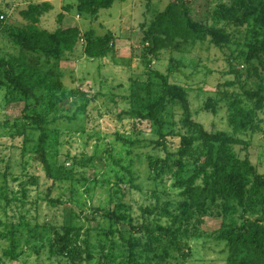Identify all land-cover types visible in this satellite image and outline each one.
Listing matches in <instances>:
<instances>
[{
  "label": "trees",
  "instance_id": "obj_1",
  "mask_svg": "<svg viewBox=\"0 0 264 264\" xmlns=\"http://www.w3.org/2000/svg\"><path fill=\"white\" fill-rule=\"evenodd\" d=\"M114 1L77 0L76 7L79 13L97 17L100 9L109 8ZM50 8L51 4L43 0L31 3L27 10L21 11L29 23L21 27L14 40L15 45L20 46L16 57L13 60L0 58V76L1 83L11 87L23 99L22 115L31 117L36 125L38 138L32 150L35 161L52 180L44 199L54 207L59 203L58 199L50 196L54 181L68 178L71 174L67 168H53L45 150L47 131L59 117L48 114V111L57 112L58 103L69 95L61 80L59 63L66 52L75 51L80 39L86 40L83 51L90 59L105 57L113 52V48L104 44L92 29L81 32L78 26H69L49 31L37 27L41 15ZM194 10L191 0H169L154 14L147 27L141 24L143 40L150 41V48L165 49L171 54L204 43L229 51L228 72L234 76L224 86L239 85L240 91L230 94L227 90H218L214 93L218 99L208 96L200 109L216 113L220 98L227 99V119L232 131L209 129L196 121L190 107L189 88L170 81L155 69L149 74L156 76L157 81L149 75L144 83L124 95L129 103L139 100L137 108L134 105L124 107L114 115V141L109 144L111 147L105 148L106 155L91 156L84 162L86 166L99 164L108 169L107 173L113 172L112 177L116 180L111 183V196L119 198L113 208L108 200L104 205L94 206L92 218L102 216L105 222L101 228L109 234L118 231L128 250L127 259L104 250L99 255L98 264H163L171 249L187 255L182 240L199 237V224L211 216L214 209L222 214L215 239L224 243V264H264V172L253 163L246 148L248 143L240 136L249 130H262L263 119L259 113H264V0H209L204 13H194ZM2 17L0 7V29L4 26ZM109 37L110 34L106 33L105 38ZM29 54L43 58L46 68L31 61ZM170 58L167 70L179 69L181 63L172 56ZM232 61L246 66L247 78H243V73ZM36 91L43 93L40 96L47 111L31 116L28 114L32 108L28 99H37ZM78 93L85 94L80 88L72 90V95ZM110 99L117 104L115 98ZM245 101L251 105H245ZM83 108L84 104L72 116L65 118L75 119ZM171 110H175L178 117L173 122L176 128L170 129L166 115ZM135 119L138 123L146 121L155 127L150 136L136 127ZM143 147L151 149L140 151L139 148ZM141 157L147 163L146 176L157 200L155 205L144 211L152 214L161 209L162 215L170 219L166 226L132 225L127 214L122 212L126 206L119 196L120 184L141 187L137 182L139 172L134 168L137 162H141ZM79 163L75 159L73 166L84 167ZM8 167L5 166V173H8ZM29 179L37 183V178ZM105 184L109 183L102 180L101 186ZM89 189L87 187V191ZM165 192L177 198L174 211L169 209V204L159 205L160 194ZM20 216L18 223L1 224L0 239L6 240L7 245L0 259L16 260L23 254L22 249L18 251V237L21 229L29 223L23 214ZM76 218L77 214L70 211L64 224L51 225V236L46 240L50 257L60 260L61 264H85L95 256L90 250V228L81 234L84 224L77 225ZM128 231L129 238L125 236ZM39 248L35 247L36 251Z\"/></svg>",
  "mask_w": 264,
  "mask_h": 264
},
{
  "label": "rangeland",
  "instance_id": "obj_2",
  "mask_svg": "<svg viewBox=\"0 0 264 264\" xmlns=\"http://www.w3.org/2000/svg\"><path fill=\"white\" fill-rule=\"evenodd\" d=\"M42 1L0 0L4 25L0 29V58L13 60L16 57L20 46L15 45L14 40L21 27L29 23L21 11L27 10L31 3ZM76 1L51 0V8L41 15L37 27L49 31L69 26H78L81 32L92 29L104 44L113 48V52L102 58H87L83 51L86 40L80 39L75 51L66 52L59 63L61 80L69 90V95L58 103L57 112L48 111V114H57L59 117L55 125L47 131L45 150L53 168H67L71 174L68 178L54 181L50 196L59 200L54 207L49 206L47 199H44L52 180L39 167L32 150L38 138L36 125L31 117L22 115L23 99L11 87L2 84L0 76V229L10 221L18 223L22 218L20 214L29 223L21 229L18 237V251L22 249L23 254L16 260L2 258L0 264H61L60 260L50 257L46 240L51 236V225L64 224L70 211L77 214L74 219L77 220V225L84 224L81 234H84L86 228H90V250L95 256L88 263L84 262L85 264H98L99 255L104 250L127 259V244L120 238L119 232L113 227L114 232L107 233L106 229L101 228L105 219L100 215L96 219L92 218L94 206L104 205L108 200L113 208L119 198L111 196V183L116 180L112 177L113 172L107 173L108 169L99 164L95 167L86 166L84 162L91 156L98 158L106 155L105 148L114 141V115L124 107L134 105L137 108L139 102L134 99L129 103L123 96L130 94L138 84L144 83L149 75L157 81L156 76L149 74L152 69L163 73L170 81L189 88L190 107L196 121L209 129L232 131L227 119V99L220 98L216 113L200 109L208 96L218 99L219 96L214 94L218 90H227L230 94L240 91L239 85L224 86L234 76L228 72L229 51L204 43L171 54L165 49L150 48V41L143 40L141 24L147 27L154 14L163 9L169 0H116L109 8L100 9L97 17L79 13ZM191 2L194 13H204L209 0ZM67 4L70 7L66 10ZM106 33L110 34L109 38H105ZM171 56L181 63L179 69L174 71L167 70ZM28 58L43 65V58L31 54ZM232 64L241 70L243 78H247V69L242 62L232 61ZM42 67L46 68V65ZM77 88L85 94L72 95V90ZM36 93L37 99H28L32 107L28 114L31 116L36 112L47 111L42 103L43 93ZM97 93L99 96H96ZM110 97L115 98L117 104ZM82 104L84 110L78 112L75 119L65 118L72 116ZM244 104L251 105L247 101ZM109 108L112 110L109 111ZM175 110L166 115L170 129L176 128L173 123L178 117ZM259 115L263 119L262 130H249L240 136L248 143L246 148L253 163L264 172V113L260 112ZM137 120L135 119L136 127L146 136H150L155 127L146 121L138 123ZM150 149L139 148L143 152ZM159 153L164 154L160 151ZM75 159L84 167H74ZM139 160L141 162H137L134 168L139 172L137 182L141 183V187L132 188L127 183L120 184L119 196H122L120 199L126 206L122 212L127 214L132 225L149 223L151 227L159 224L166 226L170 224V219L162 215L161 209L152 214L144 211L145 208L155 205L157 200L146 176L147 163L143 157ZM6 165L9 166L8 173H5ZM30 177L37 178V183L29 181ZM102 180L109 184L101 186ZM87 187H90L88 191ZM176 200L170 192L161 193L159 205L169 204V209L174 211ZM221 220L222 214L214 209L213 214L199 224V237H186L182 240L187 255L171 249L169 258L163 264H224V243L215 239ZM43 224L46 227L42 228ZM125 234L129 238L130 232ZM6 245L7 241L0 239V257ZM35 247L40 248L36 251Z\"/></svg>",
  "mask_w": 264,
  "mask_h": 264
},
{
  "label": "crops",
  "instance_id": "obj_3",
  "mask_svg": "<svg viewBox=\"0 0 264 264\" xmlns=\"http://www.w3.org/2000/svg\"><path fill=\"white\" fill-rule=\"evenodd\" d=\"M44 1H48L49 3H51V0H44ZM69 8V7H68ZM66 10H67V8H66Z\"/></svg>",
  "mask_w": 264,
  "mask_h": 264
}]
</instances>
